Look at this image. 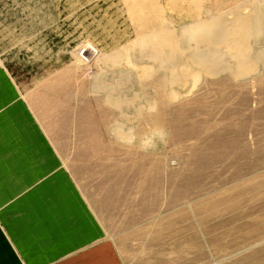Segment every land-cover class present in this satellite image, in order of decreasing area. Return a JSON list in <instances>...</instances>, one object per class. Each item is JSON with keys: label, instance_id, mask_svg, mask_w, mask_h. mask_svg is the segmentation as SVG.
Instances as JSON below:
<instances>
[{"label": "rangeland", "instance_id": "rangeland-1", "mask_svg": "<svg viewBox=\"0 0 264 264\" xmlns=\"http://www.w3.org/2000/svg\"><path fill=\"white\" fill-rule=\"evenodd\" d=\"M47 1L46 6H31L29 28L22 12L17 13L15 50L7 62L21 88L32 90L31 95L38 88L40 100L47 92L44 101L53 107L44 117L63 149L62 163L75 170L84 190L95 198L125 263L264 264V37L246 39L239 56H219L229 68L216 75L206 67L207 60L198 62L200 57L191 52L187 63L200 64V71L188 70L181 77L189 79L186 85L164 86L161 95V88L150 86L154 78L135 74L127 79L131 81L124 80L126 54L121 65L107 71L108 66L102 68L96 60L82 66L75 59L85 39L105 52L122 51L134 41L139 24L123 12L124 0H95L92 6L88 0L91 11L74 14L80 20L78 29L62 28L67 16L56 0ZM197 2L194 20L185 19L175 28L182 35L180 42L189 47L187 41L199 29L215 22V31H222L227 11L246 5L243 0ZM127 3L139 17L133 1ZM145 61L149 71L154 61ZM165 63L174 61L166 58ZM120 80L127 84L125 91L135 84L144 96L155 98L154 108L134 118ZM113 83L122 94V115L105 104L103 86ZM137 104L140 108L146 101ZM117 118L131 121V136L114 135L107 123ZM127 129L122 125V133Z\"/></svg>", "mask_w": 264, "mask_h": 264}, {"label": "crops", "instance_id": "crops-1", "mask_svg": "<svg viewBox=\"0 0 264 264\" xmlns=\"http://www.w3.org/2000/svg\"><path fill=\"white\" fill-rule=\"evenodd\" d=\"M33 1L0 0V264H126L95 198L75 170L62 163L63 149L44 117L53 107L44 101L47 92L40 100L38 88L35 96L22 89L8 65L15 50L17 13L22 12L29 27L31 6L48 4ZM55 3L67 16V21L61 19L62 28L78 29L74 14L91 11L88 0ZM122 5L131 9L126 0Z\"/></svg>", "mask_w": 264, "mask_h": 264}, {"label": "bare ground", "instance_id": "bare-ground-1", "mask_svg": "<svg viewBox=\"0 0 264 264\" xmlns=\"http://www.w3.org/2000/svg\"><path fill=\"white\" fill-rule=\"evenodd\" d=\"M128 1H133V4L135 5L134 7H137L139 10V13H140L139 17H141V18L139 17L135 18L132 15L133 12L130 8H127V9H125V7L123 8L124 12H126L129 15L131 22H133V24L135 22L139 24L137 27L138 33L135 31L137 33V36L136 38H134V41H129L128 43H126L123 46L122 51L115 49L113 51L105 52L104 49L101 50L100 46L97 45V43L93 44L91 43V40L85 39L81 44H79L75 59L82 66H84L83 64L89 65L90 63L96 60V63L98 66L102 67L103 64H105L104 66L106 67L108 66L105 69L107 71V70H110V67L112 65L114 66V64L116 65L117 63L120 64L122 59H124L123 55L126 54L125 58H127L126 60L128 61L125 62L126 64L123 69L124 73H126V74H123L124 75L123 77H125L124 80L131 79V77H133V75L135 74L136 76L134 77H137L138 75L139 77L145 80L146 79L150 80L154 78V80H152V83L150 81V86L151 84H153V86L155 84L154 86L155 89L161 88L162 92L159 91L161 95L165 94L166 88H164V86L165 87L169 86L171 88H174L176 84L186 85L188 82L187 80L189 79L188 78L183 79L181 77L184 74H186L188 70L197 69L196 70L197 72L200 71V68H199L200 64L199 65L197 64L193 67L190 64L188 65L187 63L189 61L188 59L191 58V55H189L191 52H192V55H194V57L196 56L200 57L196 59L198 62H200L201 60L203 61V59L207 60L208 66L206 67L208 68L211 74L216 75V74H219V72H222L223 70H226L229 68V67L228 68L226 67L227 64L222 63V60H221L222 57L220 58L219 56H222V54H225V53L229 54V52H233L236 56H239V53L237 52H239L240 50L243 51L242 48H244L246 39L250 38V36L251 37L253 36L254 38L258 40L259 38L264 37V0H254V1L253 0L252 1L243 0V2L246 4L244 9L240 6L239 7L240 11L236 10L237 8H233L227 11V16L223 17L222 24L224 23L225 24L221 27L222 31H215V27H214L216 26L215 22L214 24L211 23L212 26H210L211 27L210 31L207 30L210 27L205 28V29L201 28L197 31L196 35L193 36L192 40L187 41L189 42L188 45H191L190 47L180 42L179 39L182 38V35H180L178 33L179 30L177 31L175 28H177L178 25H180V23L182 24L184 21H186L185 19L190 18L191 20H194V17L196 16V14L199 13L197 12L199 9V3L197 2L198 0H127L126 2ZM248 14H250V18ZM216 24L217 26L220 27V24L219 25L218 23ZM32 35L35 36V34H32ZM115 35H117V33ZM126 35H128V33H126ZM216 36L218 37L217 39H215ZM214 39L215 41L211 43L212 40ZM206 42H207V45H206ZM221 45H224V47L221 48L220 47ZM89 48L92 49L91 52H88ZM130 48H134L136 50V54L134 56L131 55L132 53H131ZM146 58H150L154 61V64L149 66L150 67L149 71L147 70L148 67L145 61ZM166 58H170L171 61H174L175 65L174 64L170 65L168 63H165ZM179 62H183V63L178 64ZM73 63L75 64V62ZM71 67H74V66L71 65ZM99 70H101V68ZM105 70H103L102 72L107 73ZM98 77L100 78V75ZM121 80L120 82H122L121 84H123V93L125 94L124 98H126L128 101L127 107L133 110V113L131 114L132 116H134V118L138 119L140 115L142 114V111H145L146 113V112L151 111L152 108H154L156 104L155 98L152 99L150 97L144 96V94H142V91L140 92L138 88L137 89L135 88L136 87L135 84H132L134 87L131 86L130 90L125 91V88H126L125 85L127 86V84H124L125 81L124 80L121 81ZM127 81H131V80H127ZM118 83L116 84L113 83L111 84L110 87H107L108 85L103 86L104 90L106 91V95L104 97L105 102H106L105 104L108 105L110 109L112 107L117 108L119 110L122 109V97H121L122 94L121 93L119 94L120 88L118 89L119 87V85H117ZM55 86H52V87L49 86V87H51V89L53 88L54 90H56V88L58 87H55ZM143 86L148 87L146 84H143ZM132 88H135V90H133ZM97 89L100 90L99 87L95 86L94 90L96 91ZM141 100H145L146 105H140V108H139L137 103L138 102L140 103ZM120 112L122 115V110ZM117 119L115 120V122L110 121L107 124L110 125V128L113 126L111 129L114 131L113 133H115L114 135L116 137L121 136L119 138H126V136L129 135L133 129L131 125H128L130 124L131 121H126L125 119L126 122H124L122 120L120 121V119L119 120ZM88 125H90L91 134H92V130H94V125H92L91 123ZM122 125H125V127L128 128L126 131H124V133H122ZM150 140L147 139L145 140V142H151Z\"/></svg>", "mask_w": 264, "mask_h": 264}, {"label": "built area", "instance_id": "built-area-1", "mask_svg": "<svg viewBox=\"0 0 264 264\" xmlns=\"http://www.w3.org/2000/svg\"><path fill=\"white\" fill-rule=\"evenodd\" d=\"M91 48H92V46H91ZM91 48H89V50H88V52H91L92 51V49ZM83 53V52H82Z\"/></svg>", "mask_w": 264, "mask_h": 264}]
</instances>
